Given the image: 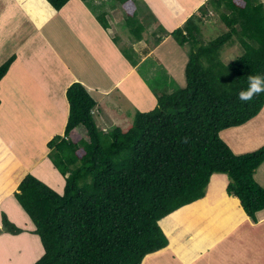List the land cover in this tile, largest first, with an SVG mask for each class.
<instances>
[{
  "label": "trees",
  "instance_id": "trees-1",
  "mask_svg": "<svg viewBox=\"0 0 264 264\" xmlns=\"http://www.w3.org/2000/svg\"><path fill=\"white\" fill-rule=\"evenodd\" d=\"M46 1L60 11L71 0ZM78 1L91 8V0ZM107 1L109 7L122 9L123 24L133 41H140L145 22L138 17L137 1ZM209 2L217 13L224 8L218 14L225 31L204 44L195 41V34L209 13ZM95 19L104 30L109 27L105 12ZM160 29V37L169 35L179 47H189L185 86L165 93L161 88L171 86L170 79L157 85L164 82L160 76L148 79L139 71L147 87L159 91L156 106L136 112L129 130H99L93 118L96 101L78 82L66 89L63 135L46 144L48 159L63 179L62 193L26 174L12 196L42 246L34 264H142L168 246L160 224L166 228L187 219L173 213L181 208L195 211L187 206L205 197L214 174H227L230 181L226 199L213 208L222 218L212 219L211 225L228 230L243 221L242 211L255 221L264 210V189L253 178L264 163V145L235 155L220 138L221 132L243 126L264 107V93L247 103L238 99L248 75L264 73V3L209 0L182 27L171 33ZM234 40L241 55L225 65L222 50ZM161 41L155 39L157 45ZM13 61L11 56L0 65V81ZM79 128L87 141H81ZM0 220L5 233L23 232L5 212Z\"/></svg>",
  "mask_w": 264,
  "mask_h": 264
},
{
  "label": "crops",
  "instance_id": "crops-1",
  "mask_svg": "<svg viewBox=\"0 0 264 264\" xmlns=\"http://www.w3.org/2000/svg\"><path fill=\"white\" fill-rule=\"evenodd\" d=\"M43 1L49 8L48 13L44 11L45 14L43 11L38 12L32 2L29 6L28 0H0V62L4 61L3 57L7 53H16L13 55V63L0 81V159L7 165L0 167V198H4L13 185L17 187L26 173L30 174L39 165L32 155L24 170L20 162L8 153L14 150L10 148L5 152L2 144H9L6 139L16 135L15 129H25L24 139L27 144L40 139L36 129L46 130L45 140L41 139L43 144H47L55 135L62 136L68 116L65 92L72 83L83 85L96 101V109L99 103L106 102L112 92L120 91L137 110H144L142 113L148 112L150 109L146 110L144 107H148L149 103L156 104V99L142 81L139 71L148 79L160 76L164 81L156 82L160 85L167 84V79L179 80L176 75H179L178 69L182 68L183 86L188 58L171 36L160 37V27L168 33L182 27L206 0H152L161 8V15L151 5L155 19L147 16L152 21L145 22L142 39L132 40V43L125 40L131 43L133 55L137 53L138 60L133 58L135 62L123 58L110 46V36L113 37L116 31H122V25L118 27L119 23H123V12L119 6L117 8L121 13L116 6L108 7L109 10L105 11L109 27L104 30L95 19V14L99 13L94 11L93 14L78 0H71L60 11L54 10L46 0ZM261 1L264 3V0ZM21 2L25 3L24 8L21 7ZM167 2L168 7L165 5ZM115 11L118 16L114 15ZM209 14L212 12L209 11ZM156 38H161L162 41L151 49L149 44ZM60 39L66 40L60 44L57 42ZM136 109L134 115L140 112ZM62 115L65 120L60 127L58 123L62 120ZM94 115L96 114L93 113V118ZM98 115L101 113L98 112ZM10 129L11 132L8 131ZM15 144L22 142L15 141ZM47 152L46 150L42 154L46 155ZM263 165L264 163L261 166ZM227 199L235 200L232 197ZM209 203L204 197L187 206L195 207V211L181 208V212L173 213L176 217L185 212L184 217H188L187 219L169 223L166 228L161 225L166 232L168 246L171 238L176 239L172 250L179 254L178 258L183 259L181 264H203L205 261L204 264H215L220 252H244L243 259L248 264L255 262L248 259L249 255L264 261V210L258 212L253 221L240 209L244 215L243 221L227 230L215 227L217 223L210 224L212 219H218L221 215L213 210L217 203ZM191 215L194 218H190ZM242 228L247 230L243 231ZM239 229L242 231L237 232ZM215 253L216 256L213 257ZM170 262L175 261L170 259Z\"/></svg>",
  "mask_w": 264,
  "mask_h": 264
},
{
  "label": "rangeland",
  "instance_id": "rangeland-1",
  "mask_svg": "<svg viewBox=\"0 0 264 264\" xmlns=\"http://www.w3.org/2000/svg\"><path fill=\"white\" fill-rule=\"evenodd\" d=\"M28 1L30 2L29 6H31V2H32L33 3L32 5L38 10V12L43 11L42 13L44 14L45 12L46 13L49 12V8L43 0H28ZM99 1L100 0L98 1L95 0V2H93L91 0L90 2L91 8L89 7L88 8L92 13L93 11H95L100 14H104V12L108 9L110 4H106L108 3L107 0H102L100 6V4H97L99 3ZM136 1H137L136 5L138 7V13L140 16L139 18H141L140 19L141 22H151L152 20L147 18V16L148 17L150 16L152 19H155L154 17L155 15L151 10V5H153V7L157 9V12L161 15V11H160L161 8L157 7L154 1L150 0L151 3L145 0H136ZM208 4L209 5H207V11L208 10L211 11L212 14L209 13L207 14V17L204 18L203 23L199 27L200 28L199 32L195 34V41H198L199 43L202 42L204 44H207L209 41H212L213 39L221 36L225 31V27L220 21L218 14L222 11H225L224 8H221L217 13V11H215L212 5L210 7V2ZM24 5L25 3L21 2V7L24 8ZM165 5L166 7H168V2L165 3ZM116 9L118 10V12L121 13V10L117 8V5H116ZM197 10H195L193 13L195 14ZM114 13H115L114 15L118 16V13L116 11ZM113 18L116 17L113 16ZM106 19L107 22H109V18L106 17ZM118 27H120L122 31L121 30L119 32L116 31L114 32L113 37L112 35L110 36L111 48L117 50L123 58L128 59L130 62H135L134 59L137 61L138 60L137 53L133 55V51L131 50L130 47L133 39L131 34L129 33V30H127V27L124 26L123 23L122 24L119 23ZM65 40L66 39H60L57 42L61 44L64 43ZM125 40L131 43L125 42ZM155 45L157 44L154 41V39L151 40L149 44V46H151V49L155 47ZM181 48L184 50L187 58L189 47L184 46ZM8 50L9 48L6 51ZM241 52L242 49L236 40H234V43L230 42V45L224 47L222 50V55H221L222 62L225 65L229 64L234 58L240 56ZM15 54L16 53L14 52L12 54L11 52L7 53L3 57L4 61L0 62V64L6 62L11 56ZM69 59L71 61L73 60L71 57H69ZM181 71L182 68L178 69L179 75H176L179 77V80L174 78L171 86L167 84L164 88H161V90L164 89V91H166L165 93H170L172 91H175L176 89L175 86H177V89L183 88L185 86V82H183V86H182ZM140 73L142 72L140 71ZM172 86H174L175 88ZM165 88L168 89L165 90ZM148 90L156 99V93H157L156 91L159 90L158 89L150 90L149 88ZM155 106L156 104L149 103V106L148 107L145 106L144 109L151 110ZM135 109H136L135 106L129 103L120 91L112 92L110 96L107 97L106 102L102 101L101 103H99L98 109H96L93 112L96 114L94 115L95 124L99 130L104 129L105 132L115 127H118L122 131H127L131 128ZM139 111L141 112L144 110H139ZM98 112H100L101 115H98ZM46 115L47 114H41V116H46ZM61 119L62 120H60V122L58 123V126L60 127H62V121L65 120L63 115ZM114 120H116V122H114ZM11 130L12 129L8 131L11 132ZM24 130L25 129H15L16 135H12L11 137H8L6 140L8 141L9 144L6 143L2 144L3 145L2 148L5 149V152L10 150V148L13 149L14 152L8 151V153L11 155V157L14 160L17 159L20 162V166L24 170L26 168L25 164L27 165L29 164L31 156L32 155L35 156L34 159H37V163L39 165L37 167L35 166L31 170L32 172L30 174L34 175L39 181H41L48 188L52 189L58 194H61L64 184L63 179L59 175V173L52 167L51 162L49 161L47 156L48 152L46 153V155L42 154L44 151L47 150L46 144H43L41 142V139L44 138V132L46 130L36 129V131L39 133V135L37 136L40 139H34V143L32 144L25 143L26 139H24V137L26 136V133ZM79 132L81 134V141L82 140L87 141V137L85 135L84 130L82 128H79ZM16 138L19 140H16ZM220 138L228 145V147L235 155L250 153L262 147L264 145V107L254 119L244 124L243 126L231 128L221 132ZM15 141L18 142L20 141L22 142V144H15ZM1 161L2 159H0V167H7V165H4ZM253 178L256 181V183L264 189V165L255 171ZM229 181L230 178L227 174H214L211 177L205 192L206 194L205 198L206 200L210 201L209 204L217 203L216 205H218L226 199L225 186L229 183ZM16 191H17V187L13 185L11 187V191L8 190L4 198H0V214L1 212H5L9 220L12 223H14L18 228L22 229L23 232L17 236H12L5 233L4 230H1L2 227L0 220V264H34L42 256L43 250L38 237L32 233L33 226L31 222L29 221L25 213L22 211V209L19 207L18 203L12 197L13 193ZM184 214L185 212L182 215L184 216ZM195 218L197 219L198 216H195ZM242 230L246 231L247 228H242ZM242 230L239 229L237 230V232H241ZM175 242L176 239L171 238V244L167 248H165L164 252H158L156 254L147 256L144 262H142V264L183 263V259H180L177 256L179 254H176V252L172 250V247H174ZM186 243L187 240L185 241V244ZM220 254L221 255L217 258L215 264H248L247 260L243 259V257H245L244 252H220ZM214 256H216V253L213 255V257ZM170 259H174L175 262L174 263L170 262ZM248 259L250 261L253 259L255 261L254 264H264V261H261L260 259L258 260V258H253L250 255L248 256ZM205 262L202 263L204 264ZM195 263H197V261H195Z\"/></svg>",
  "mask_w": 264,
  "mask_h": 264
},
{
  "label": "clouds",
  "instance_id": "clouds-1",
  "mask_svg": "<svg viewBox=\"0 0 264 264\" xmlns=\"http://www.w3.org/2000/svg\"><path fill=\"white\" fill-rule=\"evenodd\" d=\"M262 93H264V73L249 74L247 77V88L239 91L238 99L242 103H247Z\"/></svg>",
  "mask_w": 264,
  "mask_h": 264
}]
</instances>
